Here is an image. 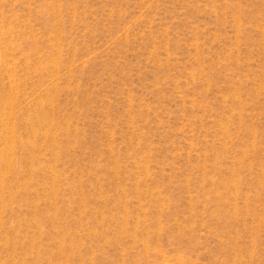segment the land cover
<instances>
[{
  "label": "rangeland",
  "instance_id": "obj_1",
  "mask_svg": "<svg viewBox=\"0 0 264 264\" xmlns=\"http://www.w3.org/2000/svg\"><path fill=\"white\" fill-rule=\"evenodd\" d=\"M0 264H264V0H0Z\"/></svg>",
  "mask_w": 264,
  "mask_h": 264
}]
</instances>
